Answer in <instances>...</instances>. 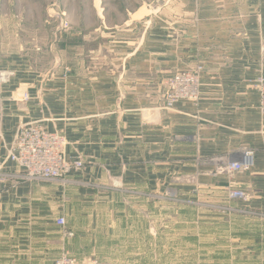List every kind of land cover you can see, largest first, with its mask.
<instances>
[{
  "label": "crops",
  "instance_id": "1",
  "mask_svg": "<svg viewBox=\"0 0 264 264\" xmlns=\"http://www.w3.org/2000/svg\"><path fill=\"white\" fill-rule=\"evenodd\" d=\"M128 17L113 33L130 32L126 41L72 60L67 76L0 56V70L10 72L0 85V264L82 258L90 247L66 231L96 226L99 206L120 195L169 192L179 197V217L188 206L194 219L206 213L225 226L229 262L264 264V115L253 86L264 75V0H169ZM201 64L200 101L164 108L167 79ZM21 123L65 135L68 159L82 157L84 168L64 181L24 179L9 157ZM244 149L255 154L248 170L215 173L221 161L243 160ZM237 185L249 201L228 197Z\"/></svg>",
  "mask_w": 264,
  "mask_h": 264
},
{
  "label": "rangeland",
  "instance_id": "2",
  "mask_svg": "<svg viewBox=\"0 0 264 264\" xmlns=\"http://www.w3.org/2000/svg\"><path fill=\"white\" fill-rule=\"evenodd\" d=\"M167 1L0 0V56L20 55L27 58L26 68L31 72L42 75L62 73L67 76L72 60L102 57L109 41H126L130 32H126L122 38L113 33L126 27L129 14L140 12L143 8L159 9ZM142 21L145 20L137 24L139 31L145 25L140 23ZM104 22L107 27H104ZM200 66L202 76L205 67L202 64ZM257 79L253 86L259 93V108L264 115L261 106L263 94ZM200 99L201 78L197 103ZM226 163L221 161L217 165V175L226 177L234 173L221 171ZM113 186L124 193L129 192L117 181ZM237 186L228 189L229 198L231 190H245ZM120 196L122 202L115 198L99 206L102 220L96 226L79 229L78 233L73 228L67 231L90 247L86 255L80 258L69 252L64 253H69L80 262L95 258L104 264H240L237 261L229 262L226 258L224 248L230 249L232 243L225 246L226 243L220 242L227 240L221 237L226 234L225 226L218 227L211 223L206 213L194 219L195 212L188 206L185 209L186 219L181 214L179 217L176 210L179 197L176 194L153 195L149 200L135 196L132 200L128 195ZM162 201L166 204H159ZM146 202L150 207H147ZM151 204H154L153 207Z\"/></svg>",
  "mask_w": 264,
  "mask_h": 264
},
{
  "label": "built area",
  "instance_id": "3",
  "mask_svg": "<svg viewBox=\"0 0 264 264\" xmlns=\"http://www.w3.org/2000/svg\"><path fill=\"white\" fill-rule=\"evenodd\" d=\"M67 26V25H66ZM201 66L190 70H179L166 81L167 92L164 98V108H174L183 100L197 102L200 97ZM10 73L0 71V85L8 81ZM263 97L261 106L264 109V75L257 79ZM28 95V94H27ZM26 95V96H27ZM69 141L65 135L58 131H49L46 127L35 123H21L17 129L14 142L9 149V157L19 167L21 175L26 180H61L73 172L81 171L85 164L81 157L68 159L66 148ZM244 158L241 161L229 160L221 171H245L254 163V152L244 149ZM1 180V178H0ZM229 196L233 200L248 201L249 195L245 190L233 189ZM57 224L65 227V218H59ZM67 237L74 234L65 232ZM48 264H104L102 261L91 258L78 261L69 253H63Z\"/></svg>",
  "mask_w": 264,
  "mask_h": 264
}]
</instances>
